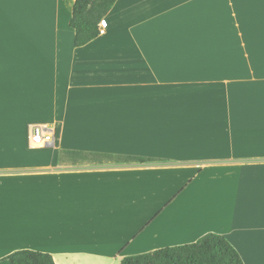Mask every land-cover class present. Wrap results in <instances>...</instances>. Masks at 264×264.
<instances>
[{
    "label": "crops",
    "instance_id": "0c3cea01",
    "mask_svg": "<svg viewBox=\"0 0 264 264\" xmlns=\"http://www.w3.org/2000/svg\"><path fill=\"white\" fill-rule=\"evenodd\" d=\"M73 1L0 0V264L208 233L264 264V0H116L81 47Z\"/></svg>",
    "mask_w": 264,
    "mask_h": 264
},
{
    "label": "trees",
    "instance_id": "16d2710c",
    "mask_svg": "<svg viewBox=\"0 0 264 264\" xmlns=\"http://www.w3.org/2000/svg\"><path fill=\"white\" fill-rule=\"evenodd\" d=\"M116 0H74L69 22L74 31V46L81 47L99 36V24ZM85 157L81 152H72ZM124 161H142L124 157ZM9 264H55L52 256L32 250H20L6 257ZM120 264H244L240 255L221 235L208 233L196 242L162 248L153 252L124 257Z\"/></svg>",
    "mask_w": 264,
    "mask_h": 264
},
{
    "label": "built area",
    "instance_id": "2783aa9c",
    "mask_svg": "<svg viewBox=\"0 0 264 264\" xmlns=\"http://www.w3.org/2000/svg\"><path fill=\"white\" fill-rule=\"evenodd\" d=\"M99 27V35L104 34L105 31L103 30L101 23L99 24ZM28 141L32 148L44 147L53 142V134L49 129L41 125H33L30 127Z\"/></svg>",
    "mask_w": 264,
    "mask_h": 264
},
{
    "label": "rangeland",
    "instance_id": "374dc122",
    "mask_svg": "<svg viewBox=\"0 0 264 264\" xmlns=\"http://www.w3.org/2000/svg\"><path fill=\"white\" fill-rule=\"evenodd\" d=\"M112 161H114V160H111V161H107V162H110V163H111ZM104 162H106V161H104Z\"/></svg>",
    "mask_w": 264,
    "mask_h": 264
}]
</instances>
